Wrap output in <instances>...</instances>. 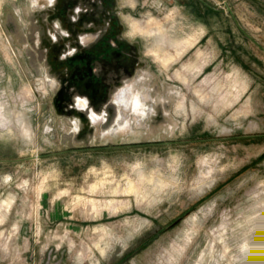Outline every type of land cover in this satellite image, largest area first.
Returning <instances> with one entry per match:
<instances>
[{
  "label": "rangeland",
  "instance_id": "1",
  "mask_svg": "<svg viewBox=\"0 0 264 264\" xmlns=\"http://www.w3.org/2000/svg\"><path fill=\"white\" fill-rule=\"evenodd\" d=\"M119 1L133 108L79 140L28 64L47 0H0V264H264V0Z\"/></svg>",
  "mask_w": 264,
  "mask_h": 264
},
{
  "label": "flooded vegetation",
  "instance_id": "2",
  "mask_svg": "<svg viewBox=\"0 0 264 264\" xmlns=\"http://www.w3.org/2000/svg\"><path fill=\"white\" fill-rule=\"evenodd\" d=\"M120 9L119 0H47L28 19V64L46 72L57 117L79 140L93 133V117L116 118L117 93L144 66Z\"/></svg>",
  "mask_w": 264,
  "mask_h": 264
},
{
  "label": "bare ground",
  "instance_id": "3",
  "mask_svg": "<svg viewBox=\"0 0 264 264\" xmlns=\"http://www.w3.org/2000/svg\"><path fill=\"white\" fill-rule=\"evenodd\" d=\"M133 21V20H132ZM157 27V26H156ZM133 31L134 32H142V33H144L145 32V29L143 28H141L138 24H137V22L136 21H134L133 22ZM197 38L195 37V36H191V37H189V38H187L186 40H184L183 42H181L179 45H180V48H181V50L183 51V52H185L187 49H189V48H191V47H193L194 45H195V43L197 42ZM177 44V45H178ZM177 49V48H176ZM180 50V51H181ZM178 51H179V49H178ZM179 51V52H180ZM157 52V51H156ZM182 53V52H181ZM178 54V53H177ZM176 56H178V55H176ZM181 56V55H180ZM164 58V57H163ZM162 58V59H163ZM169 58V57H168ZM168 58H166V59H168ZM174 58H177V57H174ZM172 59V58H171ZM170 59V60H171ZM165 60V59H164ZM164 60H163V62H164ZM174 60V59H173ZM166 61H168V60H166ZM165 65V64H164ZM167 66H168V64H166ZM121 93H119L118 94V96H117V102H118V104H120L121 105V107H122V113L124 114V117L122 116V121L124 122V121H126V119H127V116H126V113L128 112V114H129V112H131V109L133 108V94H132V91H131V88H127V89H125V90H123V91H120ZM147 94V93H146ZM146 94L145 95H142V104L143 105H145L146 103H147V96H146ZM93 119H94V121H95V123H98V122H102L103 120H101V119H98L97 117H93ZM135 120H136V122H138L139 120H140V118H138V117H136L135 116Z\"/></svg>",
  "mask_w": 264,
  "mask_h": 264
}]
</instances>
